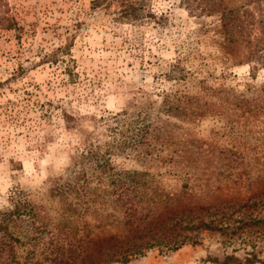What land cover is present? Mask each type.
Masks as SVG:
<instances>
[{
  "label": "rangeland",
  "instance_id": "374dc122",
  "mask_svg": "<svg viewBox=\"0 0 264 264\" xmlns=\"http://www.w3.org/2000/svg\"><path fill=\"white\" fill-rule=\"evenodd\" d=\"M189 1L0 0V264L183 208L228 228L126 264H264L258 0Z\"/></svg>",
  "mask_w": 264,
  "mask_h": 264
},
{
  "label": "trees",
  "instance_id": "16d2710c",
  "mask_svg": "<svg viewBox=\"0 0 264 264\" xmlns=\"http://www.w3.org/2000/svg\"><path fill=\"white\" fill-rule=\"evenodd\" d=\"M92 3V9L96 3ZM141 2H123L118 11L117 16L120 20L133 19L137 20L143 17L140 10ZM180 4L184 5L189 12L192 8L189 0H180ZM264 0H258L259 11L257 18V26L259 28L260 37L256 39L255 49L252 52L249 48L248 59L255 58L260 62L264 61ZM229 13H234L233 11ZM228 14H222L223 25ZM164 17H160L162 20ZM8 19L0 18V24ZM70 45H66L63 49L68 50ZM260 53L259 56L256 54ZM261 61V63H262ZM135 182L139 183V179L144 173L127 172L125 173ZM184 209L173 217V222L161 219L160 216L141 219L135 218V214H126L124 225L126 227L123 235H109L107 237H89L69 239L68 235H57L50 246L43 252L44 258L40 261L26 260L23 264H126L132 258L141 256L146 250L153 248H161L166 251H175L185 244L198 243L199 231H216L225 232L228 227H223L221 221L211 219L204 221L200 217H192L190 213L184 214ZM24 213L20 205H16L14 210L9 214H0V230H8L5 225L7 218L10 219L14 215ZM30 213V211H29ZM141 221V222H140ZM187 231V233H185ZM196 231L197 233H193ZM65 238V239H64ZM251 258L239 259L234 255H227L222 264H252Z\"/></svg>",
  "mask_w": 264,
  "mask_h": 264
}]
</instances>
